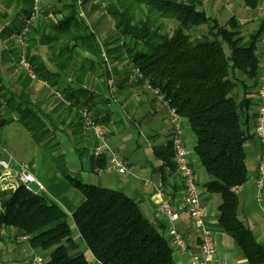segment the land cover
I'll list each match as a JSON object with an SVG mask.
<instances>
[{"label": "trees", "instance_id": "obj_1", "mask_svg": "<svg viewBox=\"0 0 264 264\" xmlns=\"http://www.w3.org/2000/svg\"><path fill=\"white\" fill-rule=\"evenodd\" d=\"M85 1L53 0L49 6L44 0L43 15L26 32L25 55L37 79L59 90L70 102L67 106L73 112L72 133L86 138L84 149L87 152L89 148L92 168H107V157L91 153L93 139L85 131L79 111L89 112L104 133L112 113L102 108L109 102L105 95L82 85L85 76L90 73L103 77L109 87L115 76L121 93V79L125 83L135 72L132 85L146 86L150 92L157 90L188 124L195 137L193 153L207 176L204 185L221 198L218 222L236 241L248 263L264 264V244L239 219L235 193L247 178L245 121L251 104L249 89L258 88L257 37L261 29L246 42L236 17L221 23L199 7V0H107L103 8L112 19L114 34L101 44L79 12ZM242 1L252 9L259 0ZM30 3L3 0L0 21L8 19L11 7L16 9L11 23L21 21ZM170 20L175 26L168 31L166 21ZM203 26L207 32L198 35ZM19 27L10 29L5 23L0 35L16 33ZM39 46L46 48V60L33 53ZM108 60L126 61L130 68L121 78L116 67L108 68ZM5 93V106L17 112L25 127L30 124L24 120L26 117L39 122L44 112L29 95ZM153 152L160 160L161 185L167 189L165 179L174 176L170 139L154 146ZM84 195L68 213L43 191L23 185L1 189L0 229L20 230L32 250L48 253L44 264H175L163 219L158 225L152 224L141 214L137 202L121 190L94 186ZM75 232L92 254L93 263L79 249Z\"/></svg>", "mask_w": 264, "mask_h": 264}, {"label": "crops", "instance_id": "obj_2", "mask_svg": "<svg viewBox=\"0 0 264 264\" xmlns=\"http://www.w3.org/2000/svg\"><path fill=\"white\" fill-rule=\"evenodd\" d=\"M238 1L243 3L242 0H215L214 3L219 11L215 12L212 16H215L218 21L221 22L222 12L225 9L229 10L232 16L236 17L238 20L240 29L243 28L248 31L244 33L245 41L248 42L252 34L257 33L259 29H261V33L263 31L264 0H259L257 6L252 9L244 3L241 8L234 7ZM91 3H94V1L86 0L84 5L81 6V8L79 7V12L84 18L86 17L85 19L88 20L87 24L94 32L95 26L93 25V21H89V18L93 13L103 11L104 8L102 7L100 10V6L97 5V2L93 6H91ZM235 9H237L236 13L233 12ZM10 20L11 19H5L2 22L0 21V29L5 23L8 25V28L11 29L14 26L18 27L21 22L18 20L19 22L15 21L11 23L12 20ZM260 35L261 34L257 37V44L259 43ZM97 39L99 40L98 37ZM33 53H38L44 60H46L48 56L44 46H39V48L34 49ZM85 55L94 57L90 53H86ZM17 58L18 47L11 32L5 35V37L0 35V87H2L3 91L14 92L19 95H29L33 102L38 104L41 111H43L42 108H44L45 111L43 112L49 113L53 109L45 108L43 105L44 98L41 99L45 91V86L48 85L44 84L40 79L30 78L23 70L15 71L14 67ZM46 64L48 67H51L48 62ZM107 66L109 69L116 67L121 73V78L130 68V65L126 61H114V66H109L108 62ZM135 74V72L129 74V81L125 83H123L121 79V85H123L121 91V113L117 115L111 114L109 124L113 125V129H110L108 126L105 128V125L104 129L109 143L121 153L122 158L134 172V174L121 173V191L127 197L137 202L141 214L146 219L151 221L152 224L158 225L162 221V218L156 211L154 187L150 183L143 184L141 179L147 178L154 184L162 182L158 170L160 160L154 155L153 147L163 145L169 139L172 121L169 120L166 109L159 108L154 101L153 92L146 89V86H135L131 84ZM95 77L97 82L103 85L104 91L109 90V84L103 77H97L90 73L86 74L82 85L88 90L98 93L96 89L93 88L95 85L94 81L91 80ZM116 82H118V80L111 83V86L116 87ZM247 84H251V82L248 80ZM0 91L2 90L0 89ZM249 95L251 104L248 108L245 121L247 139L244 143L247 178L243 184L235 188L238 199L237 215L245 227L252 232L255 239L264 244V190L261 191V200L258 202L255 197L256 188L254 185L259 156V144L253 133V122L257 105L256 86L249 89ZM238 98H241L240 93ZM115 107H120L119 102L112 108ZM102 108L110 109L111 106L106 103L102 105ZM111 113H113L112 110ZM44 116H46V114ZM16 119H18V116ZM65 120L67 122L66 124L69 125L68 136H71L73 142H76V144L75 146H70L71 150L68 157H66L65 152L61 150L59 155L54 158L52 176L47 175L45 170L38 169L34 160H23L16 154L15 148L12 153L26 163L31 164L29 170L43 184V193L68 213H71L74 208L82 202L85 197L84 193L87 190H90L94 186H100L99 183L101 180L96 184L95 177L101 171L109 170V168L107 167L103 170L92 168L89 148L87 152L84 149L86 138H84L83 135L74 136L72 133L74 128L73 113L69 112ZM3 124L4 122L0 121V126ZM181 124L183 127V139L188 150L189 160L193 167L195 180L199 187V200L205 213L206 225L211 231L216 243V251L210 258L209 264H250L242 255L236 241L224 231L223 227L218 222L217 214L221 198L219 194L207 191L204 185L207 176L193 153L195 137L188 124L182 119ZM120 133L121 138L117 136ZM72 140L70 139V141ZM15 144L16 142L12 139H6L2 135V130L0 129V146L4 149L3 151L6 152V148L10 151L11 147ZM89 145L91 146L92 143ZM61 170L64 171L65 174H62ZM73 177L83 179L84 184L74 183L72 180ZM88 182H90L91 186L87 185ZM165 183L170 196L177 198L181 189L178 179H176L175 176H170L165 179ZM176 226L185 235L190 250L192 252H198V242L192 233L189 219L185 212L180 213ZM74 238L78 241L79 249L86 258L90 259L89 262L93 263L94 258L92 254L76 232L74 233ZM32 251L34 250L29 247L27 240L22 238L20 230L9 227L4 228L0 233V264H27ZM173 258L175 264H190L189 255L186 253L173 250Z\"/></svg>", "mask_w": 264, "mask_h": 264}, {"label": "built area", "instance_id": "obj_3", "mask_svg": "<svg viewBox=\"0 0 264 264\" xmlns=\"http://www.w3.org/2000/svg\"><path fill=\"white\" fill-rule=\"evenodd\" d=\"M43 1L31 0L28 14L21 18L19 30L12 34L18 47V58L14 67L15 71L23 70L32 79H37V77L25 55V35L29 25L43 15ZM96 2L104 6L107 0H96ZM47 15L52 17L51 13H47ZM259 47L260 66L258 70L257 105L253 122V133L259 144L257 172L254 179L256 188L255 197L258 202L261 200V191L264 190V28L259 38ZM43 83L47 85L45 81ZM51 91L53 95L60 98L66 105H70V102L63 97L59 90L51 88ZM153 96L158 107L165 108L169 118L172 120L169 139L173 151L174 176L179 181L181 187L180 194L177 198H173L167 189L163 188L161 183L154 184L147 178L141 180L143 184L150 183L154 187L156 211L166 223V234L169 245L176 251L188 254L190 264H209L210 258L216 251V243L206 225L205 213L200 204L199 187L195 180L193 167L183 139L181 118L178 116L175 108L169 106L163 100L157 90H153ZM79 112L85 131H88L93 139L91 153L94 156L106 155L108 168L120 174H134L132 168L122 158L120 152L109 143L107 136L97 121L86 110H80ZM3 150L0 146V176L8 178L10 175H14L16 181H4L5 185L0 184V190L15 188L18 185H23L25 188L32 190L29 186L34 183L37 187L36 192L44 191L43 184L29 171L26 163L15 156L5 153ZM181 212H185L188 216L192 233L198 242V252L190 250L185 235L176 226ZM2 230L3 228L0 229V233ZM22 238L26 240L27 236H22ZM27 264H44V258L38 252L32 251Z\"/></svg>", "mask_w": 264, "mask_h": 264}, {"label": "rangeland", "instance_id": "obj_4", "mask_svg": "<svg viewBox=\"0 0 264 264\" xmlns=\"http://www.w3.org/2000/svg\"><path fill=\"white\" fill-rule=\"evenodd\" d=\"M2 1L3 0H0V5ZM90 1H94V3H91V6L96 4L95 2L96 0H90ZM199 1H200L199 7L207 11L208 14L210 15H214L215 12L219 11L218 7L214 3L215 0H199ZM46 5L49 6L53 5V0H46ZM83 5L84 3L80 5V8ZM242 6L243 3L241 1H238V3L234 5V7L236 8L238 7L241 8ZM102 7H103L102 4H100L99 9L101 10ZM236 11L237 9H235V11L233 12L236 13ZM15 13H16V9L11 7L8 10L7 18L12 19L15 16ZM230 16H232V13L229 10L225 9L221 14V19H220L221 23H225ZM85 20L88 21L87 19ZM89 21L90 22L93 21V25L95 26L94 29L95 35L96 37L99 38L101 44H103V42H105L108 38H110L114 34V28H113L114 26L112 19L107 14L106 11L103 10L99 13L98 12L93 13L92 16L89 18ZM174 26H175V22L171 20L166 21V29L168 31H171ZM240 30L243 34L245 32L246 33L248 32L243 28H241ZM206 32H207V27L203 26L201 29H199L197 34L200 35L201 33H206ZM104 53L105 52L103 51L102 54L104 55ZM108 62H109V66H114V62L112 61H108ZM118 79L119 78L113 76L111 83H114V81L115 80L117 81ZM91 80L94 81L95 83L93 88L96 89L98 93L100 94L103 93V95H105L108 98L109 102H107V104H110L111 106L110 110H112L113 112L112 114L117 115L121 113V93L118 92L117 88L115 86L114 87L110 86L109 90L104 91L103 85L97 82L96 77ZM7 97H8V93H5V90L0 91V121H2V119L6 120L4 124L0 126V129L2 130V135L6 139H12L14 142H16V144L13 145V147H11L10 151H8V149L6 148L5 153H9V155L15 156L21 161L34 160L38 169L45 170L47 175L52 176L54 170L52 166L54 165L53 163L54 158H56L59 155V152L61 150L64 151L65 156L68 157L70 155V150H71L70 146H75L76 144V142H73L71 136H68L69 125L66 124L67 122L65 120L69 115L68 106L60 98L53 95L51 91V87L45 86V91L43 92L41 97V99L44 98L43 105L45 108H50L53 109L54 111L52 110L49 113L41 114L39 122H37L36 119H33L31 117H26V119L24 120L30 123L28 129V127H25L23 125L20 119H16V117L18 116L17 112L13 110L11 111L8 107L5 106L4 102L6 101ZM118 102L120 107L112 108ZM42 110L45 111L44 108H42ZM45 114L46 116H44ZM169 120L171 119L169 118ZM108 127L110 129H113L112 124H109ZM117 136H120L121 138V133ZM70 139L72 141H70ZM14 148L16 150V154H18L23 160L12 153L14 151ZM26 164L28 165V168L31 167V164L28 163ZM95 179H96V184H98L99 180H101V182L99 183L100 186L115 190H121V174L118 173L117 171L115 172L111 168H109V170L101 171L95 177ZM72 180L74 183L84 184V180L81 178L73 177ZM4 181L13 182L16 181V178L14 175H10L8 178H6L5 176H0V184L5 185L3 183ZM87 185L91 186L90 182H88ZM29 188L35 191L37 190V187L35 186L34 183L30 184ZM38 253L44 259H46L48 254L47 252H38ZM87 259L90 260L89 258Z\"/></svg>", "mask_w": 264, "mask_h": 264}]
</instances>
